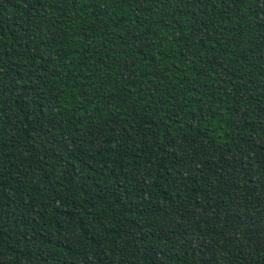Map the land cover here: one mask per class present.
<instances>
[{
	"label": "trees",
	"instance_id": "1",
	"mask_svg": "<svg viewBox=\"0 0 264 264\" xmlns=\"http://www.w3.org/2000/svg\"><path fill=\"white\" fill-rule=\"evenodd\" d=\"M0 264H264V0H0Z\"/></svg>",
	"mask_w": 264,
	"mask_h": 264
}]
</instances>
